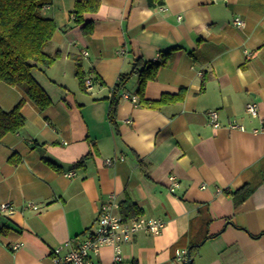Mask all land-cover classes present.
I'll return each instance as SVG.
<instances>
[{"label":"crops","instance_id":"crops-1","mask_svg":"<svg viewBox=\"0 0 264 264\" xmlns=\"http://www.w3.org/2000/svg\"><path fill=\"white\" fill-rule=\"evenodd\" d=\"M46 1L56 25L46 51L59 55L33 76L51 104L40 111L0 81V107L24 99L26 119L0 138V203L14 206L0 210V264H69L52 250L77 244L111 194L165 221L123 243L121 264H187L174 254L190 248L191 264H264V0H100L85 27L75 0ZM136 58L161 64L142 87L129 76L124 91L138 101L121 97L110 117V93ZM113 255L100 246L92 264Z\"/></svg>","mask_w":264,"mask_h":264},{"label":"trees","instance_id":"trees-1","mask_svg":"<svg viewBox=\"0 0 264 264\" xmlns=\"http://www.w3.org/2000/svg\"><path fill=\"white\" fill-rule=\"evenodd\" d=\"M150 4L161 0H148ZM46 0H0V81L16 86L40 110L44 111L51 99L33 76L34 70H44L50 66L58 52L50 54L46 47L55 32L56 25L52 18L41 13ZM100 0H75L72 19L82 27L86 12H94L99 7ZM161 61L148 62L136 58L133 70L122 74L115 83L110 98V117L115 106L122 97L126 82L131 74H137L140 86L148 78H153ZM76 75L84 88V78L77 64ZM24 99L19 100L14 107L4 110L0 107V138L8 132H17L23 128L26 119L21 111ZM12 160V159H11ZM45 162L55 166L45 158ZM120 213L123 218H130L139 213L136 205L126 201L120 203ZM192 248L188 251L192 253Z\"/></svg>","mask_w":264,"mask_h":264},{"label":"built area","instance_id":"built-area-1","mask_svg":"<svg viewBox=\"0 0 264 264\" xmlns=\"http://www.w3.org/2000/svg\"><path fill=\"white\" fill-rule=\"evenodd\" d=\"M233 22L239 27L244 26V21L238 16L234 17ZM246 53L250 54L249 52ZM84 84L86 87L90 88L93 82L90 78H86ZM122 97L130 98L135 105L138 101L136 95H130L126 91L122 93ZM246 112L252 117L256 116L258 113L257 104L255 102H248L246 104ZM207 119L212 126L219 125L217 111L215 109L207 111ZM229 127L231 129L243 128L242 125L236 123H231ZM119 158L121 159L123 156H119ZM115 160L116 157H109L105 159V163L109 165ZM169 179V190L174 191L179 187V182L174 176H170ZM27 206L37 209V206L33 203H27ZM119 209L120 203L117 201L116 196L114 194L109 195L108 200L101 204L98 216L93 224L86 230L85 236L80 239L77 244L71 246L63 255H60V247L53 249V260L58 263L92 264L91 257L93 254L97 253L100 246L109 245L114 249L112 264H121L122 257L120 254V246L123 243L130 242L133 236L139 231L158 234L165 226V221L158 217L138 215L125 219L121 215ZM0 210L5 213H12L14 211V206L8 202H2L0 203ZM21 245V242H16L12 247L15 249ZM174 255L176 260L186 263L187 251L185 249L176 250Z\"/></svg>","mask_w":264,"mask_h":264},{"label":"water","instance_id":"water-1","mask_svg":"<svg viewBox=\"0 0 264 264\" xmlns=\"http://www.w3.org/2000/svg\"><path fill=\"white\" fill-rule=\"evenodd\" d=\"M187 264H191V258L189 251L187 252Z\"/></svg>","mask_w":264,"mask_h":264}]
</instances>
